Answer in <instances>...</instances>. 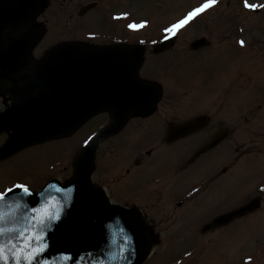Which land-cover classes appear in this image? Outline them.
Segmentation results:
<instances>
[{
    "label": "flooded vegetation",
    "instance_id": "flooded-vegetation-1",
    "mask_svg": "<svg viewBox=\"0 0 264 264\" xmlns=\"http://www.w3.org/2000/svg\"><path fill=\"white\" fill-rule=\"evenodd\" d=\"M114 1L120 0H42L40 13L31 25L46 27L65 18L64 36L58 37L53 32L50 37L58 38L53 39L37 53L43 40L39 41L28 61L31 65L39 63L48 49L60 44L81 49V52L65 53L64 62L52 63L54 70L64 64L65 73H68V68L71 73L73 57L79 58L88 54H97L100 59H86L88 64L99 62L101 67L107 70L106 74L108 70L120 72L121 63L118 52L115 51L120 47L142 48V62L136 74L144 83L152 86L148 89V99L157 100L146 113L131 114L123 128L102 143L106 147L98 148L92 173L93 185L105 189L115 203L137 208L142 213L148 222L152 240L160 250L167 252L163 256L164 259L170 256V250L184 247L193 250V264H215L216 252L222 248L228 257L225 264H231L232 260L235 264H264V195L234 197L239 206L230 207V189L233 182L231 171L253 153L247 148V135L254 137L253 143L264 137V121L257 116L220 115L223 108L220 106L223 104L221 100L189 98L184 91L185 82L179 67L184 66L185 59L195 60L210 53L208 51L213 49L215 44H230L237 21L189 20L180 29L168 32L167 29L183 19H164L159 22L149 19L121 20V11L109 7ZM231 4L229 1L226 6ZM56 11H61L62 16H54ZM89 21H93L95 25H89ZM137 25L139 29L136 30ZM199 27H204L205 30L193 39L190 34ZM214 30L225 33V36L209 34ZM171 33H175L171 46L156 52ZM187 33L189 34L186 35ZM202 38L207 39L206 45L209 46L192 51V43ZM16 64H11L13 68L10 74L23 80L25 77L20 74L26 70L14 68ZM192 64L194 63L189 62L186 66ZM124 66L134 69V64L126 65L125 62ZM20 85L29 88V85ZM66 85L69 92L64 101L70 108L71 86L78 84L69 80ZM78 87L83 93L80 100L76 101L87 104V92L79 85ZM12 88L8 78L0 84V111L15 104V97L11 94ZM104 91L108 95L110 89ZM111 96L114 101L116 95L113 91ZM102 119L104 122L100 124ZM111 120L112 114L109 111L98 113L88 119L75 134L89 128L88 136L92 137ZM188 122L190 134L183 136V126ZM85 134L87 135L86 132ZM1 136L8 137V134L5 130L0 131ZM216 138L222 141L209 153H218L217 156L214 155L203 162L209 154L207 153L192 164L188 163L189 159L185 162V155L191 150V140L199 141L201 146ZM68 139L70 137L64 140ZM125 139H129V142ZM188 140L191 142L185 144L184 141ZM49 143L53 142L46 144ZM223 147L224 150L220 151ZM69 150L62 152L67 156ZM255 150L257 155H262L260 147ZM53 160L51 158L50 162ZM200 162L203 163L199 164ZM48 166L56 170V161ZM47 169V166L40 165L38 168L32 167L31 172L40 170L43 176H49ZM219 186L223 187L225 193L223 203H216L214 200ZM253 201H258L256 212H249L224 226L209 228L217 217L245 204L250 207ZM222 208L229 210L220 212ZM252 222L255 224L252 226L254 229L247 233L243 231V226ZM234 235L238 237L233 243L231 237ZM235 246H238L239 253L232 257ZM160 259L161 256L151 264H159Z\"/></svg>",
    "mask_w": 264,
    "mask_h": 264
},
{
    "label": "water",
    "instance_id": "water-1",
    "mask_svg": "<svg viewBox=\"0 0 264 264\" xmlns=\"http://www.w3.org/2000/svg\"><path fill=\"white\" fill-rule=\"evenodd\" d=\"M32 1L0 0V80H11V94L16 100L13 108L18 112L32 110L33 101L43 100L34 107L39 112L34 118L10 128L11 139L0 151V159L15 153L17 149L13 147L22 148L67 136L97 112L110 110L115 119L77 157L76 178L71 183L62 186L56 181L39 193L30 191L31 195H25L22 190L15 191L0 202V229H3L0 246L4 248L0 264L5 261L17 264V260L20 264H28L31 256L37 253L39 255L31 260V264H143L152 249L144 219L137 211L110 207L104 192L90 187V174L98 143L118 132L130 112L149 109L154 102L142 107L132 104L130 95L139 93V87L131 91L124 80L113 81V75H106L101 81L97 64L86 62L93 56L91 59L90 56L73 57L71 73L69 68L65 73L64 64L54 70L52 63L64 62L65 53L81 52L73 46H59L41 63L29 64L30 51L41 35L39 29H29L40 8V0L35 4ZM8 31L18 33L6 39ZM134 51L140 55L137 49L132 50L127 65L136 58ZM15 61L19 69L26 70L20 74L25 77L23 80L10 74L11 64ZM137 68L132 74L134 82ZM69 80L87 92L86 106L76 101L83 93L78 85L71 86V107L65 105L64 99L69 92L66 81ZM19 83L29 85V88H23ZM106 89L115 93L114 101L111 92L107 95L104 91ZM213 145L206 146L203 152ZM57 188L61 191H56ZM24 236L35 237L31 240L30 251H25L28 239H21Z\"/></svg>",
    "mask_w": 264,
    "mask_h": 264
},
{
    "label": "rangeland",
    "instance_id": "rangeland-1",
    "mask_svg": "<svg viewBox=\"0 0 264 264\" xmlns=\"http://www.w3.org/2000/svg\"><path fill=\"white\" fill-rule=\"evenodd\" d=\"M199 1L201 0H120L111 2L109 7L113 10L128 11V13L137 20L149 19L159 22L164 19L175 18L180 12H183L184 18H188L193 12L186 10L196 5ZM261 7V11L255 13L242 10L236 2H232L230 6L222 4L217 11L202 18L204 20H209V22L216 20V17L219 20L232 19L241 21L244 24L242 33L244 39L242 42H246V44H244L245 47L242 49L238 48L237 46L240 44L235 43L237 37L234 34V37H230V44H218V46L215 44V47L208 51L210 53L202 55L203 57H198V59L195 60L191 59L192 61L185 59L184 66H179L181 68V77L183 81L188 83L196 79H201L205 85H208L205 87L208 92H204L201 95L196 94L190 97L191 99L221 100L223 104L220 106H223V108H221L220 115L247 116L259 106L262 111L254 115L258 118H262L264 121V5ZM219 11L221 13L224 12V14L219 16L217 14ZM53 14L54 16H62L61 11H56ZM196 17H198V15H196ZM64 20L65 18H61L59 23L47 26L48 31L46 37L39 45L37 53H39L44 46L52 42L53 39L64 36ZM88 24L91 26L95 25L93 21H89ZM204 30V27H199L197 31L191 33L190 36L194 39L201 35ZM53 32H55V35L58 37L53 36L51 38L50 35H52ZM188 34L189 33L186 35ZM209 34L213 36H219V34L225 36V33H218L217 30ZM189 62L194 63V65L186 66ZM204 84L202 85L204 86ZM211 91H213L212 94ZM102 122H104V119L100 121V124H102ZM88 131L89 128H86L84 131H79L68 140L59 142L54 141L53 143L39 146L34 149L31 148L29 151L25 150L23 154H19V157L13 158L14 160L11 158V160H9L11 161L10 163L0 164V191L5 189L6 186L9 187L10 185L16 184V181L21 182L20 184H31L33 189L38 190L45 184L48 177L51 176H56L63 182L69 180L73 173L72 160L77 153V149L75 148H78L80 146V141L88 136L90 133H88ZM6 138L7 136H1L0 144L4 143ZM246 139L247 148L253 151V153L252 156L248 155L245 158V166H242L245 160L243 163L238 164V168L242 166L238 174H236L238 168L232 169L231 173L233 179L236 180L234 176H238L239 178L242 177V182L239 183L236 181L235 186L234 184L232 185L230 192L231 196L239 195L244 190L245 185L248 187V184H253L256 188L260 182L264 181V137H260L258 141L255 140L254 142L258 144L261 143V146L253 143L254 137L252 136L247 135ZM125 141L129 142V139H125ZM198 143L199 141L192 140L193 146H196ZM105 147L106 146H103L101 149ZM256 147L262 149V157L257 156ZM65 149H70L67 151L69 153L67 156L61 153ZM221 150H224V147L220 149V151ZM214 155L217 156L218 153L214 152V154L208 155L207 158ZM51 158L52 160L55 158L53 161H56V163H61V166L56 168V170L50 169L48 166L53 162H50ZM70 162L71 167H69ZM40 165H44V167L47 166L49 176H43L40 170L38 172H31L32 167L38 168ZM241 173H243V175H241ZM250 189L252 188L248 187V190ZM222 199L223 188L220 187L214 200L217 202ZM254 225V222L246 224L243 226V231L247 233L253 230L254 228L252 226ZM237 237L238 235L231 237L233 243ZM181 251L182 248L178 247L173 253H179ZM222 252L224 251H220L219 253ZM154 253L155 255H153L151 260H159L162 253H160L157 248L154 250ZM238 253L239 248L235 246L232 257ZM176 257L178 258L177 255ZM169 259H166L167 263L170 262ZM224 259L228 262V257L225 252L222 255V260L224 261ZM166 260L164 262H166ZM150 261L147 264H150ZM233 261L234 260L231 262ZM174 262L175 259L169 264Z\"/></svg>",
    "mask_w": 264,
    "mask_h": 264
},
{
    "label": "snow or ice",
    "instance_id": "snow-or-ice-1",
    "mask_svg": "<svg viewBox=\"0 0 264 264\" xmlns=\"http://www.w3.org/2000/svg\"><path fill=\"white\" fill-rule=\"evenodd\" d=\"M216 0H209L208 3H205L201 8L197 9L195 12L191 13L190 16L187 19L181 20L178 23L174 24L171 28L167 29L168 32H174L177 29H180L181 27H183L184 25H186L189 20L200 14L201 12H203L204 10L212 7L215 4ZM18 188H20L23 193L25 195H31V192L29 191V189L26 186L23 185H17ZM13 189H8L6 192L0 193V202L4 201L6 196H7V192H12ZM56 191H61L59 188L56 189ZM0 219H2V217H0ZM3 234V229H0V235ZM21 239H28V244L25 245V251H30L31 249V240L35 239V237H31V239H29L27 236L21 237ZM121 240H123V237H121ZM115 243V240L113 241ZM46 250V249H44ZM36 255H39V253L32 255L31 259L28 260V264H31V260L35 259ZM4 257V248L3 246H0V260H2ZM69 259H71V257H69ZM5 264H7V262L5 261ZM17 264H20L19 260H17Z\"/></svg>",
    "mask_w": 264,
    "mask_h": 264
},
{
    "label": "bare ground",
    "instance_id": "bare-ground-1",
    "mask_svg": "<svg viewBox=\"0 0 264 264\" xmlns=\"http://www.w3.org/2000/svg\"><path fill=\"white\" fill-rule=\"evenodd\" d=\"M206 15V14H205ZM199 19V18H198Z\"/></svg>",
    "mask_w": 264,
    "mask_h": 264
}]
</instances>
